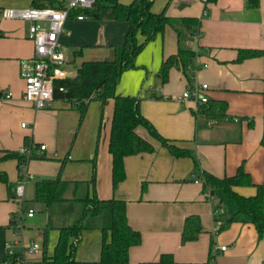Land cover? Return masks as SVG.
Instances as JSON below:
<instances>
[{
  "label": "crops",
  "instance_id": "crops-1",
  "mask_svg": "<svg viewBox=\"0 0 264 264\" xmlns=\"http://www.w3.org/2000/svg\"><path fill=\"white\" fill-rule=\"evenodd\" d=\"M54 1L50 6L59 2ZM104 1L98 18L69 19L64 24L59 39L65 47L68 76H74L84 60L108 58V46L125 39L129 24L115 20L110 6L115 1L131 0H115L108 5ZM30 6H34L32 0H0V12L7 7ZM204 8L207 15H203ZM151 10H164L171 18L199 20L197 30H184L183 35L184 45L196 52L191 59L192 80L189 83L172 67L168 81L159 85L157 72L153 77L148 73L144 76L142 70L132 68L119 75L115 93L141 97L143 115L161 135L189 149L192 156L172 155L139 127L138 133L151 141L154 149L124 157L125 177L114 190L108 152L113 100L109 98L104 104L91 100L81 122L70 100L53 99L50 106L35 109L23 99L24 81L19 71L20 59L33 54V43L27 38L28 22L0 18V90L9 93L0 98V174L5 178L0 179V264L5 258L4 243L18 238L12 228L14 214L20 205L24 209L28 196H34L35 181L54 177L61 166L63 179L89 180L93 158L96 196L125 200L128 223L141 233V242L130 247L125 264H264V234L257 233L253 223L237 212L235 203L220 189L204 185L202 177L204 170L216 176L233 175L242 165L253 185L235 186L236 192L250 196L257 184L264 183V59L236 60L240 49L264 48V0H210L206 5L200 0H153ZM154 38L149 47L153 61H162L177 51L172 27L166 26L163 34ZM149 57L143 54L139 61L136 57V65L148 68ZM200 84L207 85L202 93L209 99L226 102V115L221 120L209 123L196 112V102L182 98L184 90ZM33 143L45 144L42 151L38 146L33 148L35 154L45 157L28 160L24 170L17 167L16 158L4 157L6 152H17ZM22 172H29L33 178L25 185L19 203L14 200L15 185ZM85 186V194L90 193L91 185ZM66 203L49 207L38 203V209L46 214L36 216L34 212L25 217L23 239L37 241L39 236L37 242L42 245L46 231V254L52 255L58 228L71 224L80 212L78 204L75 211H66ZM191 214L198 215L201 231L196 239L183 242L184 220ZM86 222L95 227L82 231L75 249L76 264L99 258L101 228L108 225L109 215L104 209L96 220L87 218ZM218 223L220 228L216 229ZM32 226L37 230L30 231ZM223 245L225 249L220 248ZM161 254H170L172 262H158Z\"/></svg>",
  "mask_w": 264,
  "mask_h": 264
},
{
  "label": "trees",
  "instance_id": "trees-1",
  "mask_svg": "<svg viewBox=\"0 0 264 264\" xmlns=\"http://www.w3.org/2000/svg\"><path fill=\"white\" fill-rule=\"evenodd\" d=\"M34 6H50L54 0H32ZM101 1L96 0L91 10L85 13L98 18L101 9ZM210 1V0H209ZM40 2V3H39ZM255 3L256 0H251ZM153 0H131L128 3L115 1L110 9L113 18L125 21L129 24L125 39L121 44H111L110 56L102 60H84L80 63L74 76L54 81L53 99L70 100L82 121L89 102L99 100L102 104L107 99L113 100V110L108 138V152L111 155L110 180L114 190L117 184L125 177L123 159L127 155L152 152L154 145L148 139L142 137L137 129L143 127L148 134L158 140L172 155L177 157L192 156L189 149L177 145L173 140L161 135L153 124L141 111V97L137 95H117L115 93L116 81L124 71L136 67V57L144 45L157 34H163L164 28L170 26L176 32L177 51L162 59L157 76L163 84L168 80L169 70L172 67L179 69L190 83L191 59L196 52L187 48L183 43L184 30L198 29L199 20L194 17L171 18L164 10L153 12L151 6ZM195 30V31H196ZM138 34L142 39H138ZM78 53V50L74 52ZM262 57L263 49H240L237 61L249 57ZM59 87L64 90H59ZM192 87V86H191ZM3 94L0 93V97ZM196 112L204 115L209 120H221L226 115V102L218 99H209L197 104ZM34 147L38 144L33 143ZM4 157L17 159V167L22 162L33 158H44L43 154H35L32 151L25 156L18 151L6 152ZM92 174L89 180H65L61 177L60 167L54 177L39 178L35 181L34 201L49 207L56 202L65 200L82 201L81 216L71 224L58 228V238L52 255L46 254L47 232H44L42 246L43 256L39 264H76L75 249L80 235L84 229L94 228L95 224L87 223V218L96 220L101 210H106L109 215V223L101 228V249L99 258L89 264H125L128 261V253L131 246L141 242V233L132 228L126 216L125 200L111 197L99 199L94 190L95 160L92 159ZM203 184L212 190L220 189L228 201L235 203L237 212L245 215L255 226L259 235L264 234L263 214V186L256 185V192L250 196H244L235 191V186L253 185L249 174L240 165L233 175L216 176L208 171L202 172ZM0 179L5 178L0 174ZM90 184L92 189L83 197L76 195V189L80 184ZM68 190H72V197H67ZM201 231V222L198 215H188L184 220L181 232L183 242L194 240ZM158 262L170 263V254H161Z\"/></svg>",
  "mask_w": 264,
  "mask_h": 264
},
{
  "label": "built area",
  "instance_id": "built-area-1",
  "mask_svg": "<svg viewBox=\"0 0 264 264\" xmlns=\"http://www.w3.org/2000/svg\"><path fill=\"white\" fill-rule=\"evenodd\" d=\"M208 4L209 0H200ZM96 0H59L54 6H30L23 8L7 7L1 10L2 19H19L28 22L27 38L33 43V54L19 61L20 76L24 81L23 99L33 105L35 109L50 106L53 101L54 81L64 79L69 75L66 69L65 47L59 36L63 32L64 24L69 19L84 20L92 17L85 13L91 10ZM203 15H207L204 8ZM207 88L206 84L195 85L182 92V98L204 103L208 97L202 93ZM59 90L64 88L59 87ZM3 94L0 98L9 96L7 91L0 90ZM234 120H238L234 117ZM211 120L209 121V123ZM34 145L29 144L21 147L18 152L29 156ZM40 151L45 149V144L38 145ZM26 162L19 165L24 170ZM33 178L29 172H22L15 185V197L23 200L25 185ZM33 208L26 210L20 205L14 214L12 228L18 237L16 240L4 243L5 258L3 264H39L43 254V246L32 239L25 240L22 237L25 217L34 214ZM220 228V223L216 229ZM225 249V245L220 246Z\"/></svg>",
  "mask_w": 264,
  "mask_h": 264
},
{
  "label": "rangeland",
  "instance_id": "rangeland-1",
  "mask_svg": "<svg viewBox=\"0 0 264 264\" xmlns=\"http://www.w3.org/2000/svg\"><path fill=\"white\" fill-rule=\"evenodd\" d=\"M113 1H115V0H105L104 1V4H109V3H112ZM140 36V34H138V37ZM153 39H155V38H153ZM152 39V40H153ZM152 40H150V41H148L145 45H144V47L142 48V50L139 52V54L137 55V59H138V61L140 60V56L141 55H143V54H146L147 56H150L146 61H147V63H146V66L148 67V68H146L145 66H143V65H141V64H137L136 65V67L135 68H133V70H142V72H143V74H144V76L148 73V74H151L152 75V77L154 76V72L156 73L157 71H158V69H159V67H160V63H161V61H158V62H155V60L153 61L152 59H151V52H152V50L150 49L149 50V47L150 46H152V43H150ZM147 74V75H148ZM168 77H169V74H168ZM144 78V77H143ZM168 81V80H167ZM158 84L160 85L161 83H160V79L158 80ZM41 178V177H40ZM39 179V178H38ZM33 182H34V180H32ZM33 182H32V184H33ZM31 184V183H30ZM76 195L77 196H79V197H83V196H85L86 194V186H85V184H80L79 185V187L76 189ZM72 195H73V193H72V190H68L67 191V193H66V196L67 197H72ZM27 197V196H26ZM14 200L16 201V202H19V203H21V200H19L18 198H14ZM66 204H64L63 206L64 207H66L67 208V210L66 211H69V212H72V211H75V204H78V206H81V207H79L80 209H78V212H79V210H80V212H79V214H78V218L81 216V214H82V209H83V203H82V201H78V202H80V203H73L74 202V200H66ZM29 206H33L34 207V209H35V212H36V216H39L40 214H46V212H45V210H43V209H38L39 207H40V205L37 203V202H35L34 201V196L33 197H31V196H28L27 198H26V201H25V204H24V210H26ZM20 207V206H19ZM78 218H76V220L78 219ZM75 221V220H74ZM73 221V222H74ZM72 223V222H71ZM51 225V224H50ZM28 227H30V226H28ZM40 229H41V227H40ZM26 230H29V228H26ZM37 230V227L36 226H32V228H31V230L30 231H36ZM35 239L38 241L39 240V236H37V237H35Z\"/></svg>",
  "mask_w": 264,
  "mask_h": 264
}]
</instances>
